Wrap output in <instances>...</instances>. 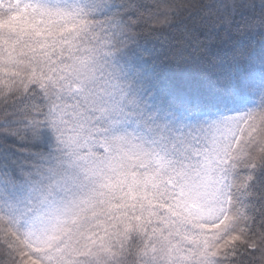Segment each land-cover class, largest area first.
Returning a JSON list of instances; mask_svg holds the SVG:
<instances>
[{
	"label": "snow or ice",
	"instance_id": "obj_1",
	"mask_svg": "<svg viewBox=\"0 0 264 264\" xmlns=\"http://www.w3.org/2000/svg\"><path fill=\"white\" fill-rule=\"evenodd\" d=\"M0 264H264V0H0Z\"/></svg>",
	"mask_w": 264,
	"mask_h": 264
}]
</instances>
